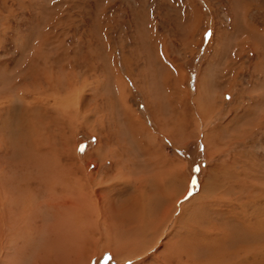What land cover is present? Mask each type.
<instances>
[{"label":"rangeland","instance_id":"374dc122","mask_svg":"<svg viewBox=\"0 0 264 264\" xmlns=\"http://www.w3.org/2000/svg\"><path fill=\"white\" fill-rule=\"evenodd\" d=\"M0 246L264 264V0H0Z\"/></svg>","mask_w":264,"mask_h":264},{"label":"bare ground","instance_id":"6f19581e","mask_svg":"<svg viewBox=\"0 0 264 264\" xmlns=\"http://www.w3.org/2000/svg\"><path fill=\"white\" fill-rule=\"evenodd\" d=\"M202 111V110H201ZM199 112V111H198ZM201 116V115H200ZM207 116H209V115H207ZM207 120H205V122H206ZM216 153V152H215ZM167 196V195H166ZM178 200V199H177ZM175 206V205H174ZM138 208H139V206H138ZM140 209V208H139ZM143 209H145V208H143ZM102 211H104V210H102ZM106 212V211H105ZM141 213V211H139V214ZM144 213V212H143ZM141 215V214H140ZM170 216V215H169ZM145 218V215H144V217H143V219ZM146 221V220H145ZM140 223V222H139ZM142 223H144V221L142 222ZM144 225H145V223H144ZM154 231V230H153ZM145 233V232H144ZM149 235V234H148ZM147 235V236H148ZM111 239V238H110ZM82 242V241H81ZM157 243H159V240L158 241H156V244ZM108 244L110 245V246H112L113 245V241L112 240H110V241H108ZM168 245V246H167ZM126 245L125 244H121V245H119V244H117V243H114V251H115V249H117L116 250V252H121V253H123V252H129L128 250H130V254H132V256L134 257H138V255H140V254H146V253H144V250L142 251H140V252H138L139 254H137L136 253V251L138 250L137 248H140L141 246H137L136 245V243L134 242V244L133 245H131V246H129V249H125L124 247H125ZM166 247H168V248H171V245H169L168 243L166 244ZM0 248H1V246H0ZM141 249H143V248H141ZM132 252H134V253H132ZM146 252H147V250H146ZM248 254V253H247ZM132 257V258H133ZM144 258V257H143ZM142 258V259H143ZM157 258V257H156ZM60 260H63V257L62 258H59ZM59 259H58V262H59ZM158 259V258H157ZM156 260V259H155ZM79 261V260H78ZM159 262V261H158Z\"/></svg>","mask_w":264,"mask_h":264},{"label":"snow or ice","instance_id":"6c2138e0","mask_svg":"<svg viewBox=\"0 0 264 264\" xmlns=\"http://www.w3.org/2000/svg\"><path fill=\"white\" fill-rule=\"evenodd\" d=\"M208 35H210V33H205V36H208ZM141 107H143V105H141ZM199 170H200L199 167L193 169V171H197V172H198ZM192 183H193V185H194V184L196 183V181L193 180Z\"/></svg>","mask_w":264,"mask_h":264}]
</instances>
